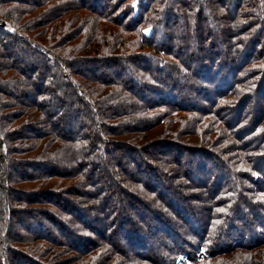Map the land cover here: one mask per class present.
<instances>
[{
	"label": "trees",
	"instance_id": "16d2710c",
	"mask_svg": "<svg viewBox=\"0 0 264 264\" xmlns=\"http://www.w3.org/2000/svg\"><path fill=\"white\" fill-rule=\"evenodd\" d=\"M14 1L0 0V264H199V248L200 264H264V0ZM30 55L32 76L16 65ZM34 85L31 103H9L8 86Z\"/></svg>",
	"mask_w": 264,
	"mask_h": 264
},
{
	"label": "rangeland",
	"instance_id": "374dc122",
	"mask_svg": "<svg viewBox=\"0 0 264 264\" xmlns=\"http://www.w3.org/2000/svg\"><path fill=\"white\" fill-rule=\"evenodd\" d=\"M10 1H12V0H10ZM33 1H37V0H15L14 1V3L13 4H18V5H20V6H23V7H28L29 5L28 4H31ZM201 1H206V0H201ZM223 1H225V3L226 4H228L229 5V8L231 9V11L234 9V7H233V5H232V3H234L235 2V0H223ZM215 6H217V4H215ZM218 7V6H217ZM213 8H211L210 10H212ZM210 10L208 9V8H206V12L204 11V15H207L208 14V12H210ZM78 12H81V13H84V12H87V11H78ZM90 12H88V14H89ZM261 13H263V11H260L259 12V14H261ZM214 14H216V13H212V15H214ZM173 20L174 21H176L177 20V18H173ZM211 21V20H210ZM207 22V24L206 25H204V28L203 29H207V27H209V26H211V24L213 25V23H211V22ZM179 26V31H177L176 32V37L178 36H180L181 34L183 35V33H184V28H183V25H182V23H180V21H179V23H177ZM67 26H69V25H67ZM66 26V27H67ZM69 27H71V25L69 26ZM66 29V28H65ZM147 33L149 32V31H146ZM30 34V33H29ZM84 35V37L86 36V35H88V29H87V33H86V35L85 34H83ZM30 36H32L31 34H30ZM158 38H160V41H164V42H166V38H164V36L161 34V31H159V33H158ZM220 37V38H219ZM219 37H218V42H225L226 41V39H227V36L226 35H224V34H221V35H219ZM195 39L196 38H192L191 39V41L189 42V46H190V48L191 49H193L194 48V46H196V42H195ZM264 39V38H263ZM42 42V41H41ZM44 42V41H43ZM46 45H47V43L46 42H44ZM53 46V45H52ZM218 49H219V47L217 46V51H218ZM12 50H15V48H11V51L10 52H12ZM220 50V49H219ZM6 52H7V50H6ZM9 52V51H8ZM11 60L12 59H16V58H14V57H12V58H10ZM16 65L17 66H19L20 68H31V67H34V69H35V71H32V70H30V69H27L26 70V74H28L29 76L31 75H36V71L38 72V71H43L42 70V68H40L39 66H38V64L36 63V61H35V59H34V57H32V55H30V56H22V57H20L18 60H17V62H16ZM85 65H82V66H80V68H82L83 69V67H84ZM130 67H131V65H130ZM126 68H127V71L129 72V70L131 69V68H129L128 66H126ZM84 73L85 74H89V71L87 70V71H85V69H84ZM108 74L110 77H114V75L112 74V73H110V71H108V72H106L105 71V69H102L100 72H98V74H99V77H101V75L102 74ZM130 73V72H129ZM225 75L227 76L226 78H224L225 80H226V82H224L223 81V87H225L224 85H226V83H230V76H228L227 75V72L225 73ZM124 82H127L128 81V79H129V74L127 73V72H125L124 73ZM230 79V80H229ZM133 83H134V85H135V87L136 88H139L140 86H141V82L139 81V80H134V81H132ZM51 89H52V91H55V89H54V86L53 87H51ZM35 90H36V86L34 85L33 87H27V88H25V87H13V86H8L7 88H6V91H7V93H8V95H9V99H8V101H10L9 103L10 104H12L13 106L14 105H17V104H19L20 103V100L21 101H25V102H27V103H31V100H32V98H33V95H34V92H35ZM207 93V92H206ZM208 95H211L212 96V93H209ZM204 96H206V95H202V97H196V96H193L192 97V99L191 100H187V101H184V104L186 103L187 105H189V106H191V105H193L194 104V106H196L198 109H202L203 107H204V103H202L201 104V102H202V99H204ZM151 98H157L156 97V95H153V94H147V95H145V98H143L144 99V101L146 100H150ZM69 101H71V102H73L74 100H73V98H69ZM169 102V101H168ZM179 103H182L181 102V99H179L178 100V104ZM61 103H56L54 106H51L50 107V109H49V111L51 112V113H53V116H55V117H57L58 115L60 116V107H59V105H60ZM254 104H255V101H254ZM250 105H252V103L250 104ZM60 109V110H59ZM59 110V111H58ZM82 117L81 116H77L76 114H75V112L73 113V115L72 116H70L69 118H67L66 119V121H65V124L63 123V126H64V128H66V131L68 130V131H70V132H72V133H77L78 132V125L81 123V121H82V119H81ZM229 119H234L232 116H230L229 117ZM41 124H39L37 127H39ZM40 128L41 129H46L47 127H44L43 125H41L40 126ZM19 131H21V133H23L24 135H26L27 137H29V138H32L33 137V135H35V131L34 130H32V131H30L29 130V128H25V127H22V129L21 130H19ZM24 139V138H23ZM199 139L200 140H202L203 138H202V136H201V134H199V135H197L196 136V138L194 139V141H199ZM184 141V140H183ZM182 141V142H183ZM185 142V141H184ZM23 143H25V142H23ZM143 152H145V151H143ZM121 153V152H120ZM119 153V154H120ZM153 153V152H152ZM159 153V152H158ZM157 153V151H154V153L153 154H155V155H158V156H160L161 154L159 153L158 154ZM112 155H114V153H111ZM118 154V155H119ZM168 155H171V156H174L173 154H168ZM137 156H139L138 158H140V159H144V161L147 159L146 157H148V153H147V155H143V154H141V153H139V154H136V157ZM139 159V160H140ZM53 165L54 166H56L55 167V169L56 170H58V171H66V172H73V170L74 169H72V167L74 166V163H71V162H69V161H61V163H56V162H53ZM212 166V164L210 163V167ZM140 168L142 169V173H145V174H138V176H140V177H142V176H144V175H146V172H145V170H143L144 169V167H142V166H140ZM21 169V168H20ZM110 169V168H109ZM22 170V169H21ZM111 170V169H110ZM39 173L40 174H42V172L41 171H39ZM99 175H102L103 174V171H100L99 173H98ZM14 177L16 178V177H19V175L17 174V173H14ZM73 177H75L74 176V173H73ZM71 181H73V180H71ZM105 181V180H104ZM99 182L101 183L102 181H101V179H99ZM109 185V183L108 182H104L103 184H98V186L99 187H104V189H105V187L106 186H108ZM109 187H110V185H109ZM91 189H92V187H91ZM85 191H87V192H89L90 191V189L88 188L87 190H85ZM70 192V190L68 189V190H66V192H64L63 193V195L61 194V196L63 197H65L66 199H68L67 197V193H69ZM78 192V191H77ZM81 192H79V194H80ZM67 196H65V195ZM121 196V195H120ZM71 198V200H77V198L76 197H74V196H72V197H70ZM123 198V196H121V198H119L118 200H120V199H122ZM81 199H84V201H87V200H90L89 198H81ZM118 200H116L115 198L114 199H111L110 201L111 202H113V201H115V203H117V205L116 206H118V205H120V206H125L126 204L125 203H122L123 202V199L121 200V201H118ZM66 201V200H65ZM57 202H60V203H58L60 206H59V208H61V207H64L63 209L64 210H66V211H69V212H72L73 213V217H72V219H73V221H75L74 223L76 224V225H78L79 223L80 224H84L87 220L86 219H90V218H88V217H86V215H84L83 213H80V212H77L78 214H81V215H79V216H81V218L78 216V214L75 212V211H73V210H70L69 208H67L66 206H65V204H63V200H59V199H57ZM78 202H79V200H78ZM92 204V203H91ZM91 204H89V206L91 205ZM78 206V205H77ZM89 210V209H88ZM151 216L149 215L148 216V214H147V219L149 220V218H150ZM69 218V217H68ZM146 219V220H147ZM70 220H71V218H70ZM83 220H85V222H83ZM72 221V220H71ZM73 223V222H72ZM194 221L193 220H191V223L189 224V228L191 229L192 228V226H194ZM91 225V224H90ZM187 230V229H186ZM89 233L90 234H88V236L87 237H91V238H93V239H95V241L97 240V239H99V236L93 231V230H90L89 229ZM233 233V232H232ZM56 234V235H55ZM55 234H53L54 236H56L57 238H59V240H66L65 242L66 243H68V245H70L71 247H72V249H77L78 250V248H80L81 246H90V242L89 241H91V240H86L84 237L82 238V239H72L73 241H75V245H74V243H73V241L72 240H67V237L65 236V231L63 232V233H58V232H56ZM63 234V235H62ZM135 234H136V232H135ZM138 234V233H137ZM142 234V233H141ZM97 238V239H96ZM176 239V238H175ZM174 239V240H175ZM73 243V244H72ZM65 248V247H64ZM62 249V248H61ZM140 249V248H139ZM138 249V250H139ZM128 250H132V248H128ZM130 252H132V251H130ZM133 253V252H132ZM72 254H74V256H77V255H79V254H77V253H75V252H72ZM184 256H186V255H184ZM187 257V256H186ZM235 257V256H234ZM232 258V257H231ZM238 258V257H237ZM188 259V263L187 264H189L190 263V258H187ZM197 261L198 262H200V260H198V257H197ZM204 261V259L202 260V262ZM202 262H200V263H202ZM15 263V262H14ZM199 263V264H200ZM16 264H20V263H16Z\"/></svg>",
	"mask_w": 264,
	"mask_h": 264
},
{
	"label": "built area",
	"instance_id": "2783aa9c",
	"mask_svg": "<svg viewBox=\"0 0 264 264\" xmlns=\"http://www.w3.org/2000/svg\"><path fill=\"white\" fill-rule=\"evenodd\" d=\"M198 260L202 261L205 257V251L203 249H199L197 254ZM188 260L185 256H181L177 262V264H187Z\"/></svg>",
	"mask_w": 264,
	"mask_h": 264
}]
</instances>
